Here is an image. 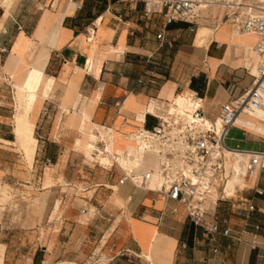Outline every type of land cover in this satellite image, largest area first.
I'll use <instances>...</instances> for the list:
<instances>
[{"label": "crops", "instance_id": "1", "mask_svg": "<svg viewBox=\"0 0 264 264\" xmlns=\"http://www.w3.org/2000/svg\"><path fill=\"white\" fill-rule=\"evenodd\" d=\"M76 1L0 0V47L4 48L0 50V180L8 183L19 179V174L32 176L33 167L42 163V177L50 166L57 185L59 178L66 185L88 183L94 187L91 203L106 220V230L114 220L107 222L117 194L123 205L113 207L120 212L111 230L115 238L108 249L112 252L108 264H150L142 256L145 245L135 234L148 248L159 251L165 264H264V167L246 172L248 155L238 157V169L244 173L232 187L226 189L225 178L236 158H226L222 176L215 177L214 188L205 197L214 213L205 218H226L228 232L208 235L190 222L180 205L166 203L152 190L160 183L153 171L156 149L142 151L136 146L124 155L111 148L108 164L96 162L86 168L78 153L82 151L76 148L82 118L95 126L83 134L89 158L90 137L103 140L97 127L128 135L126 131L153 125L155 117L147 111L171 99L184 107L186 97L198 96L204 115L214 117L222 102L250 86L256 36L233 33L218 10H202L200 14L211 19L197 26L203 22L196 17L190 31L185 21L164 23L158 13L144 15L140 1L82 0L80 8ZM92 24L93 34L87 38L85 27ZM22 74L17 85L28 88L32 108L14 129L13 81ZM31 134L36 142L34 152L28 150L32 157L28 164L21 159L16 141H35ZM223 142L243 153L264 150V105L256 113L241 114L236 125L228 127ZM112 159L127 172L150 170L146 186L113 183L125 170L111 168ZM170 205L177 208L173 214ZM161 208L164 216L157 225L155 214ZM126 216L143 225L132 230Z\"/></svg>", "mask_w": 264, "mask_h": 264}, {"label": "built area", "instance_id": "2", "mask_svg": "<svg viewBox=\"0 0 264 264\" xmlns=\"http://www.w3.org/2000/svg\"><path fill=\"white\" fill-rule=\"evenodd\" d=\"M134 1L142 3L144 15L158 13L164 23L171 20L185 21L189 24L190 31L193 30L201 5L219 4L223 7V19L229 22L235 33H251L256 36L252 49L257 58L255 72L249 70L250 86L242 88L237 95L222 102L214 117L204 115L200 98L194 92L196 98L186 97V107H178L173 99L164 105L156 104L153 111H147L155 117L154 124L141 127L135 133L137 143L143 148L155 144V152L161 156L156 172L162 179V185L152 190L159 192L166 203L174 202L180 205L190 222L199 226L202 232L208 235L213 232L226 234V218L220 217L212 221L205 218L206 215H213L214 211L212 207L204 204V198L213 190L215 177L222 176L224 151L229 149L223 142L228 127L233 124L239 113L254 110L260 105L264 81V0ZM81 5L82 0H77L75 7L80 8ZM16 26L20 27L18 24ZM93 31L94 24L85 27L87 38ZM155 36L161 37V31ZM3 49L0 47V50ZM99 143L98 140L94 144L99 147ZM93 150L96 153L104 152V147L102 146L100 151L97 148ZM96 162L100 163L99 159ZM256 167H264V150L248 153L244 170L250 173ZM150 174V170L123 171L116 183L128 181L133 187H145ZM251 208L252 205H249V209ZM176 211V206L170 205L169 213ZM163 216L164 211L161 208L155 214L157 225L162 222ZM219 224L223 227L219 228Z\"/></svg>", "mask_w": 264, "mask_h": 264}, {"label": "rangeland", "instance_id": "3", "mask_svg": "<svg viewBox=\"0 0 264 264\" xmlns=\"http://www.w3.org/2000/svg\"><path fill=\"white\" fill-rule=\"evenodd\" d=\"M213 9L220 13L222 11L220 7L210 5H207L203 11ZM197 18L203 22L197 26L204 25L208 19H211L206 14H200ZM233 33L235 32L233 31ZM23 75L13 81L17 110L14 129L19 121L28 116L32 108V98L28 88L22 89L17 85ZM82 121L83 124L77 131L80 132V136L76 141V148L83 152H78L80 158L83 159V167H93L98 159L100 162L108 164L110 161L103 162L100 153H96L94 150L90 155L95 157H89L91 158L89 159L85 155L84 131L95 126L92 123L86 124L84 118ZM97 130L103 136V143H99V147L104 146V152L107 147H110L125 155L127 150L135 147L129 142L123 141L119 133V131L124 133L122 130H109L102 127H97ZM134 131L131 129L126 132L130 134ZM31 136L35 139L32 134ZM35 142L36 139L33 141L30 138L24 139L21 144L16 141L22 150L15 146L23 156L21 159H25L28 164L32 158L28 156V150L34 152ZM96 146L98 145L95 144L94 148ZM238 157L233 160L228 169L226 189L238 182L244 173L243 169H238V163H236ZM114 166L119 171L124 169L112 159L111 168ZM43 168L44 165L40 163L39 166L38 163L31 171L32 176L19 174V179L8 183L0 180V264H30V259H32L31 264H108L112 253L108 249L115 238V232L111 230L114 231L118 220L117 214L120 212V209L116 210L113 207L123 205V200L117 194L113 195V204H111L113 206L110 210L112 215L108 216L107 222L110 224L114 220L106 230V220L97 215L96 209L91 203L90 196L94 187L91 188L88 183L66 185V181L61 178L58 179L60 185H57L55 179L51 178L50 166L45 167L44 178L42 177ZM125 171L127 172V170ZM224 172L226 173V170ZM116 179L113 183H116ZM111 191L112 189L108 190V192ZM205 205L208 204L205 202ZM126 220L131 223L132 230L138 224L143 225L141 221L135 223L128 216H126ZM135 235L140 243L145 245L142 256L150 264H165L159 251L148 248L147 242H144L138 234ZM5 242L8 244L6 248ZM40 244H44L45 247L38 249ZM139 254L141 255V253ZM99 260L102 262H98Z\"/></svg>", "mask_w": 264, "mask_h": 264}, {"label": "bare ground", "instance_id": "4", "mask_svg": "<svg viewBox=\"0 0 264 264\" xmlns=\"http://www.w3.org/2000/svg\"><path fill=\"white\" fill-rule=\"evenodd\" d=\"M210 6H215V7H220L221 9L220 10H222L223 11V7L221 6V5H219V4H211ZM206 7H207V5H201V8H200V11L198 12V15H197V17L199 16V14L201 13V11L202 10H204V9H206ZM213 10H216V9H213ZM216 13V12H215ZM213 17V16H212ZM223 19V18H222ZM224 21H226V22H228L227 20H225V19H223ZM247 34H251V33H247ZM254 55H255V53H254ZM256 56V55H255ZM257 57V56H256ZM255 67V66H254ZM254 72H255V69H254ZM253 72V73H254ZM261 93H262V98H261V101H260V105H259V107H257L256 109H254V110H250V111H243V112H241V113H239V115L236 117V119H235V121L233 122V124H235L236 125V122H237V119L239 118V116L241 115V114H243V113H256V112H258V111H260L261 110V108L263 107V105H264V81H262V89H261ZM174 103H176V101H174ZM177 104V103H176ZM177 106L178 107H181L182 108V106H179L178 104H177ZM184 107H186V106H184ZM138 127H141V125H139ZM135 133H136V131H134L133 133H130V134H126L125 136H121L122 138H123V141H125V142H129L130 144H132V145H134L135 147L136 146H138V149L139 150H142V151H144V150H146V149H156V145L154 144L152 147H149V148H143V146L140 144V143H137V139L135 138ZM101 138V137H100ZM96 140H98V138H97V136H95V135H92L91 137H90V139H89V141H88V144H87V147H86V149H87V152L88 153H91V151L93 150V148L95 147V141ZM102 142H103V140H101ZM104 147V146H103ZM97 148V150H100L101 148L100 147H96ZM105 149V148H104ZM228 150H231L232 152H230V151H228ZM250 151H246V152H239V151H236V150H234V149H231V148H229V149H225V151H224V154H225V156H224V158H223V164H224V161H225V159L226 158H230V157H232L233 159L234 158H236L237 156H247L248 155V153H249ZM113 154H112V149L110 148V147H107L106 148V150H105V154H102V153H100V156H102V161L103 162H106V161H109V157L110 156H112ZM158 155V160H157V163H158V161H159V159H160V155L159 154H157ZM91 157L93 158V157H95V156H92L91 155ZM97 158V157H96ZM157 163H156V166H155V169L153 170L154 171V173H155V175H156V181H158V182H160L159 183V185H157V186H153L152 188H154V189H158L161 185H162V179L160 178V176L157 174V172H156V167H157ZM225 165L227 166V163H225L224 164V168L223 169H225ZM223 174H225V172L223 173ZM226 179V178H225ZM212 195V194H211ZM212 197V196H211ZM205 199V198H204ZM214 200V199H213ZM212 201V200H211ZM211 203V202H210ZM204 204H205V201H204Z\"/></svg>", "mask_w": 264, "mask_h": 264}]
</instances>
